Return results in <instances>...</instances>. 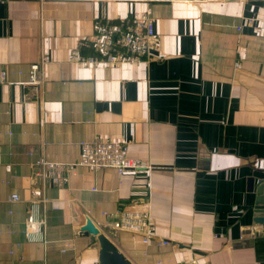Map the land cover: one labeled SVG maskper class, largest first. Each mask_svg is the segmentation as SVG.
I'll use <instances>...</instances> for the list:
<instances>
[{
	"label": "crops",
	"instance_id": "obj_1",
	"mask_svg": "<svg viewBox=\"0 0 264 264\" xmlns=\"http://www.w3.org/2000/svg\"><path fill=\"white\" fill-rule=\"evenodd\" d=\"M147 9L151 57L68 60L96 19ZM92 140L126 143L141 168L78 165ZM40 157L63 167L35 176ZM262 179L264 0H0V264H100L88 218L134 264H264ZM33 201L47 241L23 233ZM136 202L149 206L150 243L104 215Z\"/></svg>",
	"mask_w": 264,
	"mask_h": 264
},
{
	"label": "built area",
	"instance_id": "obj_2",
	"mask_svg": "<svg viewBox=\"0 0 264 264\" xmlns=\"http://www.w3.org/2000/svg\"><path fill=\"white\" fill-rule=\"evenodd\" d=\"M158 41L150 9L140 14L135 13L131 18L117 21L96 19L92 36L81 39L74 48L70 49L68 60L83 66H115L151 57L152 52L158 49ZM47 61L49 56L44 54L41 63H34L31 66L30 72L34 82H37L38 71ZM2 77L4 78V73ZM127 152L126 143L119 141H81L80 160L77 164L90 170L115 168L121 174L127 170L141 168L142 163L138 159L129 157ZM35 165L34 175L38 177L46 176V167L51 168L52 173L63 167L61 163H53L43 157H40ZM9 200L17 201L19 195L13 193ZM42 203L33 201L30 213L25 219L23 233L30 242L47 241L44 237L46 220L40 215ZM104 215L110 220L111 227L137 233L142 236L144 243H150L154 236L149 206L136 202L123 205L115 214L104 212ZM10 253L13 254L14 250Z\"/></svg>",
	"mask_w": 264,
	"mask_h": 264
},
{
	"label": "water",
	"instance_id": "obj_3",
	"mask_svg": "<svg viewBox=\"0 0 264 264\" xmlns=\"http://www.w3.org/2000/svg\"><path fill=\"white\" fill-rule=\"evenodd\" d=\"M257 193L258 196L253 208L255 213L253 220L264 227V179L259 180ZM81 234L90 236L93 241L98 243L100 264H134L92 219L88 218L81 227Z\"/></svg>",
	"mask_w": 264,
	"mask_h": 264
}]
</instances>
